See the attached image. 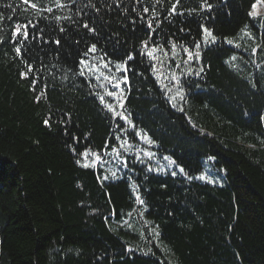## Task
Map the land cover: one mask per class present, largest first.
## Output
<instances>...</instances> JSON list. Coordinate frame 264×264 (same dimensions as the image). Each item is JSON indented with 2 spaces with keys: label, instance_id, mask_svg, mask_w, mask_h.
Here are the masks:
<instances>
[{
  "label": "trees",
  "instance_id": "1",
  "mask_svg": "<svg viewBox=\"0 0 264 264\" xmlns=\"http://www.w3.org/2000/svg\"><path fill=\"white\" fill-rule=\"evenodd\" d=\"M256 1L0 0V264H264Z\"/></svg>",
  "mask_w": 264,
  "mask_h": 264
},
{
  "label": "rangeland",
  "instance_id": "2",
  "mask_svg": "<svg viewBox=\"0 0 264 264\" xmlns=\"http://www.w3.org/2000/svg\"><path fill=\"white\" fill-rule=\"evenodd\" d=\"M255 8L252 7L251 13H255L252 16H264V0H257L255 3ZM229 44H231L230 41H227ZM174 53V52H172ZM169 57L175 59L176 56L173 54L169 55ZM117 85V84H116ZM177 96V93H174V97ZM145 137V136H144ZM145 141V144L149 143V140L147 141V138L142 139ZM110 162L108 165H101V168L104 172V174H110L109 176H112L118 169L119 167V161L116 159L115 156L111 157ZM96 165V164H95ZM174 170L176 173L181 174L182 170L179 167H175L173 163L167 162L164 164H159L154 167L155 171H164V170ZM197 180L201 181H208L212 182L215 181L216 179V173L215 170L208 164L205 163L204 170L201 174L197 175L194 177Z\"/></svg>",
  "mask_w": 264,
  "mask_h": 264
},
{
  "label": "snow or ice",
  "instance_id": "3",
  "mask_svg": "<svg viewBox=\"0 0 264 264\" xmlns=\"http://www.w3.org/2000/svg\"><path fill=\"white\" fill-rule=\"evenodd\" d=\"M33 7H36V5H32ZM253 8H255V5H253ZM145 11H147V9L145 10ZM255 13H251V15H254ZM0 19H2V17H0ZM84 27L85 28H88L89 26H88V24H85L84 25ZM149 27H151V24L149 25ZM63 30V29H62ZM90 31H92V29H89ZM17 31H19V28L17 29ZM15 35V34H14ZM25 36H27V32H25ZM57 43H59L58 41H57ZM20 51V49H17V52H19ZM96 51V48H95V45H93L92 46V48L91 49H89V52H92V53H94ZM185 51H187V49H185ZM149 55H151V53H149ZM84 56L85 57H87L88 56V52H85L84 53ZM133 57H131V56H129L128 57V59L129 60H131ZM80 64L81 65H85V64H87V60L86 59H81L80 60ZM105 67H107V64L105 65ZM117 68H119V65H117ZM79 75H81V76H84L85 75V72H84V70L83 69H81L80 70V72H79ZM108 95H113V93L112 92H109L108 93ZM101 101L103 102V97H101ZM110 107V106H109ZM110 110H111V108H110ZM121 119H126V117H124L123 116V114H121V117H120ZM45 123H47V121H45ZM88 165H85V167H87Z\"/></svg>",
  "mask_w": 264,
  "mask_h": 264
}]
</instances>
